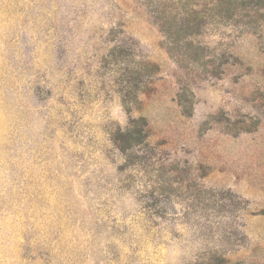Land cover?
Wrapping results in <instances>:
<instances>
[{"label": "rangeland", "instance_id": "374dc122", "mask_svg": "<svg viewBox=\"0 0 264 264\" xmlns=\"http://www.w3.org/2000/svg\"><path fill=\"white\" fill-rule=\"evenodd\" d=\"M0 264H264V0H0Z\"/></svg>", "mask_w": 264, "mask_h": 264}]
</instances>
